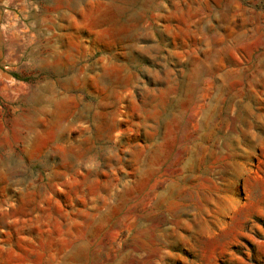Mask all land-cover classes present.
Wrapping results in <instances>:
<instances>
[{
	"label": "rangeland",
	"instance_id": "obj_1",
	"mask_svg": "<svg viewBox=\"0 0 264 264\" xmlns=\"http://www.w3.org/2000/svg\"><path fill=\"white\" fill-rule=\"evenodd\" d=\"M0 264H264V0H0Z\"/></svg>",
	"mask_w": 264,
	"mask_h": 264
}]
</instances>
